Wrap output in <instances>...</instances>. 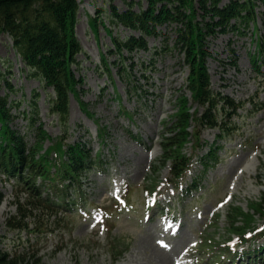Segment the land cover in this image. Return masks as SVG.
Wrapping results in <instances>:
<instances>
[{
	"label": "trees",
	"instance_id": "1",
	"mask_svg": "<svg viewBox=\"0 0 264 264\" xmlns=\"http://www.w3.org/2000/svg\"><path fill=\"white\" fill-rule=\"evenodd\" d=\"M135 4L137 11L133 10ZM79 9L77 0H0V36L10 40L23 65L24 76L52 90V94L46 93L47 114L56 118L61 129V135L55 138L44 130L39 116L40 94L36 90L26 101L28 109L19 110L23 100L10 98L17 91L10 81V69L0 70V89L4 90L0 94V182L9 185L16 210L5 221L9 237L6 236L7 245L0 248V264H39L42 238L65 230L66 220L76 215L79 207L93 208L85 192V179L92 171L107 167L102 152L93 153L90 148L91 138L67 142L71 97L88 113L80 97L86 92L80 74L82 64L89 57L75 34ZM89 20L94 31L99 24L104 27L112 44L106 51L107 56L101 53L96 71L101 70L112 79L114 67L126 92L134 93L137 99L148 92L133 81L134 68L148 81L150 76L145 72L156 71L158 57L176 53L177 64L187 69V76L175 98L176 113L164 124L168 134L161 133L162 155L156 164L159 163V169L169 166L171 183L179 194L186 195L187 190L204 187L206 172L222 160L219 152L223 147L217 143H201L200 133L205 129L214 130L217 141L228 143L240 134L242 116L264 109V105L252 100L236 101L213 88L207 69V60L211 58L209 39L220 34L239 39L251 32L255 50L248 52L249 60L256 75L264 77V0H137L129 2L121 12L111 7L110 14L105 16L98 9ZM169 25L174 29L173 44L168 46L164 38L160 47H149L148 36L161 35L157 27ZM110 26H122L138 35L120 38L112 34ZM138 52H149V56L135 61L132 55ZM114 53L117 57L109 62L108 55ZM79 56L84 60H79ZM232 64L236 65V61ZM192 106L196 107L193 113ZM121 114L132 117L125 108ZM18 117L26 122L23 132L12 128ZM96 125L97 139L102 143L105 133ZM192 125L191 133L188 130ZM45 142L50 143L47 148H44ZM189 143L192 148L187 154L184 148ZM194 164L198 166L193 173ZM189 174L192 181L185 182ZM4 197L0 190V204ZM250 206L252 209L253 205ZM253 207L258 213L264 204ZM101 209L99 213L104 218L105 211ZM252 216L239 208L228 213L233 227L231 235L241 241L238 247L242 246V251L227 252L226 258L213 256L210 264L227 261L235 264L237 260L255 263L264 258V245L246 247V242L264 238V226L257 227ZM238 219L243 223L240 226ZM123 253L111 252V255L116 262Z\"/></svg>",
	"mask_w": 264,
	"mask_h": 264
},
{
	"label": "rangeland",
	"instance_id": "2",
	"mask_svg": "<svg viewBox=\"0 0 264 264\" xmlns=\"http://www.w3.org/2000/svg\"><path fill=\"white\" fill-rule=\"evenodd\" d=\"M77 1L80 9L75 34L89 57L85 60L83 56L78 57L84 60L80 74L86 92L80 97L86 103L88 113L71 97L67 142L91 138L90 148L93 153L102 152L107 167L92 171L85 179V192L93 208L79 207L76 215L66 220L65 230L42 238L39 264H159L154 247L168 253L171 264H202L205 256L234 253L240 241L237 242L236 235L230 232L233 230L229 223L231 217H228L231 210L239 208L241 212L253 214L252 221L256 226H264V218H261L264 208L255 213L253 207L264 204V109L242 116L240 134L228 143L217 141L214 130H203L199 140L223 147L219 152L222 160L206 172L204 187L187 195L179 194L170 184L169 166L159 169L156 161L162 155L161 133L168 134L164 124L176 113L175 98L184 87L187 69L177 64L174 52L158 57L156 71L145 72L150 76L148 81L142 79L141 71L135 67L133 81L148 93H143L140 99L134 93L130 95L124 82L116 76L114 67L112 79L101 70L96 71L101 53L107 56L106 51L112 44L104 27L99 24L94 31L89 19L98 9L105 16L110 14L111 7L121 12L126 10L129 2L137 0ZM133 10L137 11L136 4ZM110 27L112 34H118L120 38L138 35L122 26ZM157 30L161 35L148 36L149 47H160L164 38L171 46L173 26H158ZM253 38L251 32H247L239 39L231 34L209 39L211 58L207 60V69L215 90L236 101L249 99L264 105V77L256 75L248 56L249 51L255 50ZM132 56L137 61L148 57L149 52L133 53ZM116 57L115 53L109 54L108 61L112 62ZM233 60L236 65L232 64ZM22 67L10 40L1 35L0 70L10 69V81L17 89L10 98L22 99L19 110H27L26 101L36 90L40 94L38 107L44 130L53 138L59 137L61 129L56 118L47 114L46 93L52 94V90L37 80L26 78L21 72ZM3 93L0 89V94ZM122 108L132 117L121 114ZM191 108L193 113L196 107ZM25 124V120L18 117L12 128L23 132ZM96 124L105 133L102 143L97 139ZM193 128L194 125L190 126L188 131L192 133ZM191 141L194 142V138ZM49 145L45 142L44 148ZM191 148L192 144H187L184 153L190 154ZM197 166L194 164L195 172ZM186 179L191 180V177ZM0 190L5 196L0 204V248H3L9 237L5 221L16 210L9 185L0 182ZM123 199L128 202L124 207ZM158 206L162 207L160 211L156 209ZM94 208H102L104 218ZM242 224L238 219V225ZM143 239L147 246L142 245ZM256 242L246 243L252 246ZM262 243L264 238L257 245ZM111 252L114 255L124 253L115 262ZM259 264H264V260Z\"/></svg>",
	"mask_w": 264,
	"mask_h": 264
},
{
	"label": "bare ground",
	"instance_id": "3",
	"mask_svg": "<svg viewBox=\"0 0 264 264\" xmlns=\"http://www.w3.org/2000/svg\"><path fill=\"white\" fill-rule=\"evenodd\" d=\"M141 243L143 246H145V244L147 246L146 239H143V241ZM154 253L156 255V258L158 259L159 264H171L169 261L170 257L168 255V253L158 249V247H154Z\"/></svg>",
	"mask_w": 264,
	"mask_h": 264
}]
</instances>
